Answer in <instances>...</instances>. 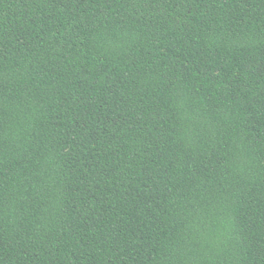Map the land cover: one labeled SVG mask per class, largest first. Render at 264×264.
Returning a JSON list of instances; mask_svg holds the SVG:
<instances>
[{"label": "trees", "instance_id": "1", "mask_svg": "<svg viewBox=\"0 0 264 264\" xmlns=\"http://www.w3.org/2000/svg\"><path fill=\"white\" fill-rule=\"evenodd\" d=\"M0 264H264V0H0Z\"/></svg>", "mask_w": 264, "mask_h": 264}]
</instances>
